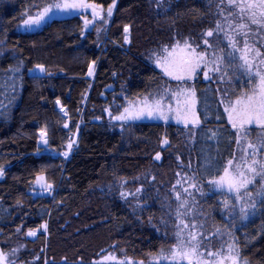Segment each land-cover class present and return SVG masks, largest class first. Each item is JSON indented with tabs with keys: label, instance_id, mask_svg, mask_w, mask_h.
I'll return each mask as SVG.
<instances>
[{
	"label": "trees",
	"instance_id": "1",
	"mask_svg": "<svg viewBox=\"0 0 264 264\" xmlns=\"http://www.w3.org/2000/svg\"><path fill=\"white\" fill-rule=\"evenodd\" d=\"M51 2L0 0V164L6 169L0 179V248L9 251L23 246L19 264L35 257H39L35 264H64L65 259L67 264H80L81 260L91 264L99 259L101 249L117 256L123 251L148 264L149 254L175 243L176 218L168 202L176 180L192 174L181 165L202 170L217 158V152L224 162L235 155V130L226 118L220 122L213 116V91L229 85L216 80L197 82L198 111L203 113L200 93L205 89L211 111L207 122L201 115L203 126L195 130L154 121H139L122 130L103 109H115L123 103V95L133 99L164 88L166 78H161L144 52L176 40L202 44V34L215 28L217 20L226 23L217 16L219 0H162L159 7L157 0H117L110 26L101 36L93 30L81 37L83 22L78 16L59 17L58 22L38 30L21 29L31 4L43 7ZM95 2L106 9L111 0ZM37 10L31 9V14ZM124 25L131 26L129 45L123 44ZM209 40L217 42L216 37ZM248 40L250 44L260 42V36L253 34ZM259 44H264V38L256 46ZM13 53L24 60L19 75L8 71L17 63ZM93 59L97 71L89 79L87 66ZM36 63H44L52 76L30 78L27 69ZM245 79L234 81L237 91ZM220 95L216 92L217 99ZM56 98L68 110V118L59 112ZM66 119L70 130L63 128ZM77 125L78 146L65 160L57 153L77 133ZM44 126L55 153L37 152L38 131ZM217 129L218 136L210 138ZM165 137L169 145L161 146ZM156 152H161V161L154 160ZM41 170L57 186L55 200L29 195L34 191L30 182ZM122 180L128 181L123 188ZM141 186L143 194L120 197L121 191L135 192ZM201 203L204 207L214 203L213 195L208 194ZM198 213L208 223L205 235L225 228V223L213 224L210 210ZM45 222L47 234L41 229L37 237H27L28 229H39ZM247 235L239 242L241 257L249 264H264V236L260 240L256 229ZM225 236L216 238L223 241ZM216 241L213 239L211 249H218ZM113 244L118 247L113 249Z\"/></svg>",
	"mask_w": 264,
	"mask_h": 264
},
{
	"label": "snow or ice",
	"instance_id": "2",
	"mask_svg": "<svg viewBox=\"0 0 264 264\" xmlns=\"http://www.w3.org/2000/svg\"><path fill=\"white\" fill-rule=\"evenodd\" d=\"M161 3L162 0H157L158 7ZM116 5L117 0H111L106 9L104 4L95 0H52L43 7L40 3H33L25 13L26 18L23 19L22 27L31 31L40 28L41 25L58 22L59 17L78 16L83 22L80 35L85 37L90 27L107 24L111 20ZM31 9L38 10L33 15ZM217 16L222 17L227 22V26L217 20L215 28H210L202 34V44L187 39L183 42L176 40L148 54L149 61L155 69L160 70L161 78H166L164 88L159 92L137 95L134 99H129L127 95L122 96L123 103L115 106V114L112 107L103 109L109 120L118 123L122 130L127 125L144 120L162 121L164 125H168L171 121L186 129L195 130L203 126L201 115L204 117V122H207L211 111L208 89L200 93L204 97L203 113L198 111L201 100L198 96L200 90L196 85L200 77L202 76L205 82L215 79L217 83L229 85L228 88L213 91L212 103L216 105L213 116L220 122L226 118L227 124L235 130V143L241 154L238 157L229 154L231 158L224 162L223 156L217 152V158L211 159L202 170L200 168L193 170L190 165H181L182 168H188L192 174L185 173L173 185L177 203L175 244L167 250L162 248L155 255L149 254L148 264H249L247 259L241 258L238 240L232 229H235L238 223L244 226L250 216H255L258 212L264 214V183L254 192L249 189L250 185H254L257 176L264 181V44L256 46L257 42L250 44L248 40L253 34L264 35V0H226V3L225 0H219ZM130 28V25L123 27L125 45L131 43ZM253 29L256 30L255 33ZM101 30L97 28L98 35ZM213 37H216L215 44L210 43L209 40ZM13 58L17 63L8 71L13 75H19L24 60L15 53ZM96 64L95 59L88 64L87 77L95 76ZM27 73L34 80L52 76L44 63L34 64L27 69ZM241 77L246 79L239 84L237 91L233 86L234 81H239ZM172 82L175 83L174 87ZM216 92L223 94L217 99ZM55 105L64 118L69 117V112L60 98H56ZM251 126L262 130L255 143L248 139ZM63 128L69 129L67 119L63 123ZM76 128L77 133L68 137L67 143L63 144L62 150L57 153L65 160L78 146L76 135L79 125ZM219 131V129L213 130L210 138L217 137ZM37 145V152L54 151L50 147L47 126L39 129ZM166 145H169V140L165 137L161 141V146ZM154 160H162L161 152H156ZM5 174V166L0 164V179ZM177 175L180 176L179 173ZM30 183L34 186V193L38 189L41 196L47 195L55 200L54 193L57 191V186L47 179L43 170L37 172ZM127 183L128 181L122 180L121 188ZM204 183L207 184L210 192L222 196L226 194V198L218 202L226 217L225 228H216L209 235H205L206 225L198 223L197 218L192 215V208L196 203L195 193L205 195ZM144 192L141 186L137 187L135 192L121 191L120 197L127 199L129 196L136 197ZM41 229L47 234V222L39 229H28L26 235L37 237ZM16 231L19 233L21 229L17 228ZM224 235H227L231 241L227 244L226 250L222 244L219 250L213 251L211 249L213 239ZM22 247L11 248L9 251L0 248V264H17ZM111 247L115 249L118 245L113 244ZM105 252L106 250L101 249V253L98 254L99 259H94L91 264H145V260H135L123 251L121 256L113 252L104 254ZM36 260H39V257L25 264H35ZM44 264H48V261ZM52 264L55 262L53 261ZM64 264H67L66 259ZM80 264H84L83 260Z\"/></svg>",
	"mask_w": 264,
	"mask_h": 264
},
{
	"label": "rangeland",
	"instance_id": "3",
	"mask_svg": "<svg viewBox=\"0 0 264 264\" xmlns=\"http://www.w3.org/2000/svg\"><path fill=\"white\" fill-rule=\"evenodd\" d=\"M116 9V8H115ZM115 9H114V11H113V15H114V12H115ZM88 15H89V18H90V12L88 13ZM112 18H113V16H112ZM112 18H111V20H112ZM111 20H109L108 21V23L107 24H97L96 25V27H90L89 28V30H88V32H92L93 30H94V32H97V28H100V29H102L101 31H100V33H99V35L98 36H101L102 34H104V33H106L107 32V29H108V27L110 26V23H111ZM45 25V24H44ZM42 26L43 25H41V27L40 28H42ZM227 26V22L225 23V27ZM40 28H34V29H32V30H38V29H40ZM22 30H24V31H26L23 27L21 28ZM98 34V33H97ZM263 35L262 36H260V42H257V43H262V41H263ZM209 39H215V37H213V38H209ZM213 43H216V42H213ZM224 44H226V41L224 42ZM260 45V44H259ZM155 49H151V50H148V51H145L144 52V55L146 56V57H148V54L150 53V52H152V51H154ZM157 50V49H156ZM148 59V58H147ZM96 71H97V65H96V69H95V73H96ZM199 80H203V77L201 76L200 77V79ZM215 80V79H214ZM172 86L174 87L175 86V83L174 82H172ZM162 89V88H161ZM161 89H159L158 91H149V92H145L144 94H148V93H155V92H159ZM223 94V93H222ZM124 96V95H123ZM129 98V97H128ZM131 99V98H130ZM134 99V98H133ZM113 111H114V114H115V109L113 108ZM144 121H147V122H149V120H144ZM154 122H162V121H154ZM171 122V121H170ZM169 122V123H170ZM171 123H174V122H171ZM249 132H250V135H249V137H248V139L251 141V142H253V143H255L256 142V140H257V138L262 134V130H260V129H252V128H249ZM48 152H53V153H55L54 151H48ZM241 154V152H240V150H239V148H238V146L236 147V152H235V156H239ZM262 183H264V181H262L261 180V178L259 177V176H257L256 178H255V182H254V185H250L249 186V189L250 190H252L253 192L256 190V188H259L260 187V185L262 184ZM203 188H204V192H205V195H203V196H201L198 192L197 193H195V205L193 206V208H192V215H194L196 218H197V222L198 223H204L205 225H206V230H207V228H208V223H207V221L205 220V217H204V215H202V217H200L199 216V213H198V210H203V209H208V210H210V212H211V216H212V222H213V224L215 225V226H217V225H222V223H225L226 224V219L225 220H222L221 219V217H223L224 216V214H223V212H222V209L220 210V207L217 205H214V203H211V204H208V206L207 207H204L203 205L204 204H202L201 202L205 199V197L206 196H208V194H209V196H211L212 197V195H214V194H217V195H219V196H221L222 197V195L221 194H219V193H214V192H210V190H208L209 188H208V186H207V184L206 185H203ZM208 188V189H207ZM177 190H179V187L177 188ZM210 192V193H209ZM172 194H173V196H172V198L170 199V202H168V206L170 207V208H172V210L174 209V216H175V213H176V208H177V203H176V201H175V194H174V191L172 190ZM224 198H226V194H225V196H223ZM228 198H230V197H228ZM202 200V201H201ZM215 210H218L217 211V213H216V211ZM220 211V212H219ZM176 218V217H175ZM226 218V217H225ZM176 223H177V221H176ZM225 238V240H221V238H219V239H217V238H215L217 241H216V243L218 244V249L217 250H219L220 249V247H221V245L223 244L224 245V248H225V250H226V247H227V244L229 243V242H231L230 241V238L228 237V236H225L224 237ZM221 240V241H220ZM237 240H238V238H237ZM175 244V243H174ZM173 244V245H174ZM212 246V245H211ZM214 246H215V244H214ZM238 246H239V243H238ZM172 247V245L170 246V247H168V248H166L165 250H167V249H170ZM213 251H216V250H214V249H212ZM242 258V257H241ZM243 259V258H242ZM17 264H19V263H17Z\"/></svg>",
	"mask_w": 264,
	"mask_h": 264
},
{
	"label": "flooded vegetation",
	"instance_id": "4",
	"mask_svg": "<svg viewBox=\"0 0 264 264\" xmlns=\"http://www.w3.org/2000/svg\"><path fill=\"white\" fill-rule=\"evenodd\" d=\"M199 81H204V80H199ZM250 128L259 129L255 126H251ZM213 197H214V205L217 206L218 202L221 200L222 197L217 194H214ZM254 229H256V231L258 232L261 240L264 236V214L258 212L255 216H250L249 220L244 224V226H241L238 223L236 228L232 229V231L234 232L235 237L238 238V243H239L240 241H243V239L246 236H248L247 233L251 232Z\"/></svg>",
	"mask_w": 264,
	"mask_h": 264
},
{
	"label": "water",
	"instance_id": "5",
	"mask_svg": "<svg viewBox=\"0 0 264 264\" xmlns=\"http://www.w3.org/2000/svg\"><path fill=\"white\" fill-rule=\"evenodd\" d=\"M89 79H92L93 77H88ZM77 139V138H76ZM29 195L30 196H33L34 198H46L47 197V195H44V196H41L40 194H39V192H36L35 191V193H34V191H32V192H29Z\"/></svg>",
	"mask_w": 264,
	"mask_h": 264
}]
</instances>
